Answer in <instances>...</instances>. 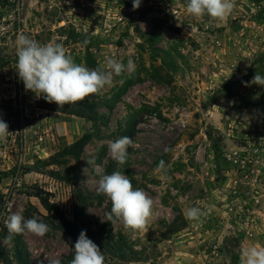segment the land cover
I'll use <instances>...</instances> for the list:
<instances>
[{
	"label": "rangeland",
	"instance_id": "1",
	"mask_svg": "<svg viewBox=\"0 0 264 264\" xmlns=\"http://www.w3.org/2000/svg\"><path fill=\"white\" fill-rule=\"evenodd\" d=\"M187 2L141 0L133 10L132 0H0V56L8 62L0 69V118L9 126V134L0 139V170L16 168V174L0 184V219L20 213L50 226L43 237L22 234L32 264L61 260L70 252L72 238L55 225L37 198L26 193L38 185L71 220L75 203L74 188L48 176L38 161L84 133L91 139L68 169L70 175L77 174L76 188L89 200L93 228L107 223L115 240L123 236L135 250L145 251L140 261L127 264H241L244 248L264 246L262 222L244 242L225 237L215 262L207 257L211 240L219 241L225 234L218 226L225 196L245 188L240 182L245 169L227 159V154L243 149L229 135L231 122L242 119L227 115L231 88L242 76H264V42L237 29L241 19L234 16L247 10L249 0L235 2L223 22L189 15ZM70 31L88 41L101 67L108 56L125 66L130 58L134 61V71L114 75L102 94L87 97L98 103L96 121L69 114L72 104L59 108L38 99L25 90L16 71L15 40L21 32L41 44L62 43L80 63L85 49L68 38ZM131 115L137 120L134 143L127 162L119 165L109 144L124 137L120 128ZM161 160L168 179L156 172ZM34 167L38 171L26 170ZM117 170L154 202L146 232L133 235L121 222L107 220L111 202L98 193V183ZM192 207L206 215L199 221L186 219ZM177 216L186 227L172 234ZM7 237L0 235V242L15 263V243ZM105 264L120 263L105 259Z\"/></svg>",
	"mask_w": 264,
	"mask_h": 264
},
{
	"label": "clouds",
	"instance_id": "2",
	"mask_svg": "<svg viewBox=\"0 0 264 264\" xmlns=\"http://www.w3.org/2000/svg\"><path fill=\"white\" fill-rule=\"evenodd\" d=\"M133 10L141 5V0H132ZM235 9V0H188L186 12L200 18H209L223 22ZM87 40L84 41L86 45ZM16 71L23 82L25 90L33 92L36 97L43 98L48 103H55L59 108L76 104L92 95H100L106 86L113 82L114 75L125 71H134V61L130 58L127 66L118 61L115 56L105 58L103 67L90 69L67 53L62 43L55 40L41 44L24 34H17ZM264 87V76L256 73L251 82ZM9 134L8 124L0 118V139ZM131 137L124 136L109 144V152L114 161L123 165L128 159V148L133 145ZM166 151H168L166 149ZM89 165L93 161H87ZM85 168L83 171L86 172ZM163 179H168L167 166L163 160L156 168ZM98 193L111 202V211L106 213L107 220L113 224L121 222L126 231L133 235L146 232L149 221L154 215V202L141 188H135L132 181L123 172L117 170L103 175L99 179ZM206 215L199 207L189 208L185 217L191 221H199ZM11 239L13 235L25 231L43 237L51 228L48 224L36 218L25 219L20 213L11 214L5 221ZM74 256L69 264H105V256L100 247L82 230L75 241ZM49 264H61L59 259L49 261ZM241 264H264V246L250 245L241 251Z\"/></svg>",
	"mask_w": 264,
	"mask_h": 264
},
{
	"label": "built area",
	"instance_id": "3",
	"mask_svg": "<svg viewBox=\"0 0 264 264\" xmlns=\"http://www.w3.org/2000/svg\"><path fill=\"white\" fill-rule=\"evenodd\" d=\"M237 1L244 3V0ZM247 5V10L234 16V19H241L237 29L241 35L264 42V0H249ZM244 25L248 32H245ZM252 78L242 76L238 78L240 80L235 79L226 108L228 117L242 118L231 122L229 135L239 140L243 149L227 154V159L245 169L240 179L245 188L232 190L231 196L224 198L218 226L225 234L219 241L211 240L207 255L210 262L221 257L225 237L232 236L244 242L264 222V87L250 83ZM244 102H249V105Z\"/></svg>",
	"mask_w": 264,
	"mask_h": 264
},
{
	"label": "trees",
	"instance_id": "4",
	"mask_svg": "<svg viewBox=\"0 0 264 264\" xmlns=\"http://www.w3.org/2000/svg\"><path fill=\"white\" fill-rule=\"evenodd\" d=\"M68 38L73 42H80L85 53L80 63L83 61L90 69H95L101 67L90 52V46L84 44L85 38L76 34L74 31H70ZM68 41V40H67ZM7 60L0 56V69H3L7 64ZM72 110H69V114L88 117V119L96 121L98 119L97 107L98 103L90 99H85L82 102L72 104ZM8 109H11L10 107ZM56 111V110H55ZM137 120L135 116L131 115L125 121L124 126L120 129L124 136L133 137L135 136V126ZM91 139V134L84 133L78 139L71 143L64 144L60 150L51 155L48 159L44 161H38L46 170V173L51 178L62 182L68 186L74 188L75 203L73 207L72 220L69 219L60 206L50 200L49 193L40 188L38 185H33L31 190L26 194L30 197L37 198L42 206V208L47 212L48 216L52 218L55 225L68 234L72 238V247L69 253L64 254L61 258V264H69L73 259L74 250L73 246L75 241L82 230H86V235L95 244H97L106 260L116 261L118 263L127 264L134 261H140V255L144 254L145 251H137L132 246L128 244L123 236H120L117 240L112 237L110 229L107 223L102 224L96 229L93 228L94 223L91 220V216L88 212V198L85 197L82 191L76 188L77 185V174L70 175L68 167L71 162L78 161L82 156L86 146ZM132 150V146L128 148V153ZM27 171H38L37 168H27ZM16 174V168L11 170H0V184L11 175ZM0 190V206L2 205V197ZM97 226V225H96ZM186 227V222L183 217H175V220L171 226L172 234L179 232ZM0 231L2 237L9 236L8 229L5 226V221L0 219ZM11 240L14 241L16 251H15V263L9 256L6 248L0 242V262L3 264H32L29 252L22 241V234L13 235Z\"/></svg>",
	"mask_w": 264,
	"mask_h": 264
},
{
	"label": "crops",
	"instance_id": "5",
	"mask_svg": "<svg viewBox=\"0 0 264 264\" xmlns=\"http://www.w3.org/2000/svg\"><path fill=\"white\" fill-rule=\"evenodd\" d=\"M221 143H223V142L221 141Z\"/></svg>",
	"mask_w": 264,
	"mask_h": 264
}]
</instances>
